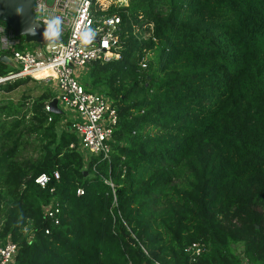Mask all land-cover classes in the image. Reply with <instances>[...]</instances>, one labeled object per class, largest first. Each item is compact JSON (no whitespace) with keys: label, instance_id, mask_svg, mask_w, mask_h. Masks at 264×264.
Masks as SVG:
<instances>
[{"label":"trees","instance_id":"obj_1","mask_svg":"<svg viewBox=\"0 0 264 264\" xmlns=\"http://www.w3.org/2000/svg\"><path fill=\"white\" fill-rule=\"evenodd\" d=\"M106 11L121 19L120 57L93 61L83 84L117 107L110 158L85 163L69 147V119L58 131L61 113L45 110L51 87L0 100V243H18L15 264H189L192 241L207 246L195 264H264V0ZM51 199L58 224L43 212Z\"/></svg>","mask_w":264,"mask_h":264},{"label":"built area","instance_id":"obj_2","mask_svg":"<svg viewBox=\"0 0 264 264\" xmlns=\"http://www.w3.org/2000/svg\"><path fill=\"white\" fill-rule=\"evenodd\" d=\"M127 3V0H34L33 11L37 21L45 24V21L59 17L62 25L59 42H39L40 47L32 49L23 48L19 36L0 21V51H7L16 65L15 69L0 73V82L30 75L51 87L57 105L59 102L62 104L59 106L62 112L63 109L68 110L70 128L77 135V141L69 143V147L78 150L85 163L92 155L110 158L118 113L111 98L86 89L81 76L95 60L109 61L120 57L121 19L117 13L106 10L110 5ZM139 64L145 67L147 63L143 58ZM39 70L44 72L43 77L34 75ZM45 110L51 112L48 102ZM51 119L49 114L48 120ZM52 177L59 179L57 169L52 175L39 174L35 181L45 186ZM104 181L111 186L115 200L114 182L110 178ZM76 191L83 193V188L79 186ZM43 212L53 224L59 223L60 206L54 199L43 205ZM45 232L49 233L50 228L46 227ZM18 248V243L7 236L0 243V264H15ZM206 250L203 241H192L184 247L189 264H195ZM155 263L162 264L160 261Z\"/></svg>","mask_w":264,"mask_h":264},{"label":"water","instance_id":"obj_3","mask_svg":"<svg viewBox=\"0 0 264 264\" xmlns=\"http://www.w3.org/2000/svg\"><path fill=\"white\" fill-rule=\"evenodd\" d=\"M33 4L34 0H0V20L12 28L16 36H23L25 41L59 42L61 35L58 39L45 40L46 24H42L35 19ZM53 31H55V28H53ZM0 61L14 64L5 53H0ZM48 106L51 112L62 113V109L57 105L56 97L48 102Z\"/></svg>","mask_w":264,"mask_h":264},{"label":"rangeland","instance_id":"obj_4","mask_svg":"<svg viewBox=\"0 0 264 264\" xmlns=\"http://www.w3.org/2000/svg\"><path fill=\"white\" fill-rule=\"evenodd\" d=\"M121 5H124V4H121ZM112 6H114V5H112ZM116 6H120V5H115V7ZM145 34H147V33H145ZM25 42L26 43H23V42L22 43H23V46L26 47V48L32 49L34 47L35 48L40 47V43L37 42V41H25ZM0 53H5V52H4V50H2V51H0ZM5 54H7V53H5ZM6 64L9 66V68L15 69V65L14 64H11V63H6ZM81 80H82V82L84 81V82L88 83V85H90V79H89V77L87 75V70H85L84 74H82ZM37 85L38 86H43L45 84L42 81L38 80V79H36V84H35V82L29 81V82H27V84L22 85L21 87H19L18 89L14 90V91H9L7 93L4 92V91H1L0 92V100H3V99L5 100V99H8V98L17 99L21 95L23 90H26V89H29V88H34V91L36 92L37 90H39V87ZM91 90H95L96 92L102 93L105 96L109 97V95H108V93L106 91H103V90L100 91V90H98L96 88H92ZM53 93L55 95V92H53ZM58 104H59L60 107L62 106L61 102H59ZM67 118L68 119L70 118L69 115H68V110L63 109V113H61V117L57 121V124H60V125H58V128H57L58 131H60V129H63L64 127L67 126V122H68ZM28 151L30 153L33 152L31 149H28Z\"/></svg>","mask_w":264,"mask_h":264},{"label":"clouds","instance_id":"obj_5","mask_svg":"<svg viewBox=\"0 0 264 264\" xmlns=\"http://www.w3.org/2000/svg\"><path fill=\"white\" fill-rule=\"evenodd\" d=\"M46 24V30L44 32V37L46 41H50L52 39H58L61 35V25L62 20L59 17L51 18L47 21H45ZM53 28H55V31H53Z\"/></svg>","mask_w":264,"mask_h":264},{"label":"bare ground","instance_id":"obj_6","mask_svg":"<svg viewBox=\"0 0 264 264\" xmlns=\"http://www.w3.org/2000/svg\"><path fill=\"white\" fill-rule=\"evenodd\" d=\"M43 74H44V72L42 70L36 71L34 73V75L37 76V77H43Z\"/></svg>","mask_w":264,"mask_h":264}]
</instances>
